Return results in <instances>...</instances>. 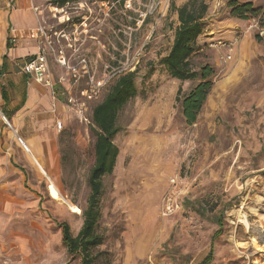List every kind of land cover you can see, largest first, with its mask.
I'll return each mask as SVG.
<instances>
[{
  "label": "rangeland",
  "instance_id": "1",
  "mask_svg": "<svg viewBox=\"0 0 264 264\" xmlns=\"http://www.w3.org/2000/svg\"><path fill=\"white\" fill-rule=\"evenodd\" d=\"M128 1L36 0L68 64L86 56L91 66L85 74L78 65L82 77L71 81L76 103L54 140L52 164H44L50 179L0 118V264H81L60 223L74 234L83 224L95 161L93 108L133 70L137 93L119 111V154L102 178L103 242L93 250L95 264H198L211 248L207 264H264V246L253 241L261 218L249 208L264 206V37L248 29L250 12L235 16L231 0H206V27L191 64L198 71L210 64L213 86L190 123L182 99L201 78L178 79L162 63L180 23L173 4L188 0H168L164 16L146 17L149 0ZM235 32L240 40L227 58L228 50L212 43ZM52 58L70 78V68ZM90 75L106 83L88 99L81 90L92 87ZM80 102L91 122L80 119Z\"/></svg>",
  "mask_w": 264,
  "mask_h": 264
},
{
  "label": "trees",
  "instance_id": "2",
  "mask_svg": "<svg viewBox=\"0 0 264 264\" xmlns=\"http://www.w3.org/2000/svg\"><path fill=\"white\" fill-rule=\"evenodd\" d=\"M56 1L59 6H63L70 0ZM229 5L232 7V14L240 17H247L244 16L247 12H250L252 16L257 15L262 10L255 8L253 2L240 3L237 0H231ZM208 8L209 4L206 0H188L181 6L173 4L180 23L176 28L170 51L162 58V63L166 65L173 77L182 80L201 78V81L182 99L183 113L190 123L196 121L213 86L211 79L214 74L213 67L205 64L198 71L193 69L191 64V57L197 50L198 38L206 27ZM136 74V70L120 74L111 84L104 98L93 108L92 131L95 161L89 175L91 192L88 205L83 209L84 221L77 234L72 232L68 222L60 223L63 241L68 252L81 254V264H95L96 255L93 250L103 242V235L97 230L100 217L99 201L103 190L102 178L113 171L117 161L119 147L113 141V137L120 129L117 123L118 114L126 102L137 93ZM180 91L181 88L179 93ZM218 234L217 230L213 234V239ZM212 259L213 248L198 264H207Z\"/></svg>",
  "mask_w": 264,
  "mask_h": 264
},
{
  "label": "crops",
  "instance_id": "3",
  "mask_svg": "<svg viewBox=\"0 0 264 264\" xmlns=\"http://www.w3.org/2000/svg\"><path fill=\"white\" fill-rule=\"evenodd\" d=\"M12 1V6H8L7 0H0V109L19 130L30 151H33L35 162L37 160L45 168L44 164H52L54 140L64 128V125L62 129L58 128L56 121L63 119L65 122V118L66 123L68 121L67 114L71 107L66 98L70 95L73 78L61 79L65 74L64 68L55 63L51 54L48 75L50 83L39 82L23 69L24 61L39 50L41 41L38 39V24L44 15L35 10L34 7L38 6L36 0ZM239 2L264 6V0ZM11 38H17V43H13ZM54 70L59 73L58 76ZM4 107H8L10 115ZM0 118L1 125L10 132L9 137L14 138L22 150L26 151L1 115ZM1 165L2 162V171Z\"/></svg>",
  "mask_w": 264,
  "mask_h": 264
},
{
  "label": "built area",
  "instance_id": "4",
  "mask_svg": "<svg viewBox=\"0 0 264 264\" xmlns=\"http://www.w3.org/2000/svg\"><path fill=\"white\" fill-rule=\"evenodd\" d=\"M167 1L168 0H149L148 5L146 6V10L144 11V17L153 14H161V16H164L166 14L165 4ZM130 2L131 1L129 0L128 3ZM12 4V0H7L8 6H12ZM34 8L36 11H39L41 15H43V10L39 6H35ZM248 21L250 22L248 25V29L252 30L258 37H264V7L262 8L259 14L250 16ZM138 22L141 21L138 20ZM38 39L41 41L38 52L27 60H25L22 65L23 69L26 72H29L34 78H36V80H38L39 82L50 83V80L48 79V75L50 72L49 54L55 56L56 60L60 62V64L66 65L68 66V68H70L71 78H73L74 81H78L82 77L78 65H80V67L84 70L85 74H87V72L89 73V66H91V62L86 56H82L80 58L78 65L68 64L66 54L63 48H59L60 46L56 45L51 33L48 31L47 25L43 17L41 18V21L38 24ZM239 40L240 36L237 32H235L231 38H220L213 42L212 45L226 48L228 50L226 56L227 58H231L233 56V50ZM11 41L13 43H17L18 39L11 38ZM61 79L66 80V76H62ZM89 82L92 87L84 88L81 90L82 95L88 99L92 98L96 94L97 90H99L101 86L106 83V79L103 78L96 81L94 76L90 75ZM67 100L69 105L71 103H76V99L74 98V96L69 95ZM83 106V102H80V106L78 108V111L80 113L79 117L82 121L91 122L88 116L84 114ZM2 117L9 126V128H11L14 132V135L18 142L23 146L26 151H30L28 144L25 142L24 138L19 133V130L14 127L12 122L4 113L2 114ZM56 124L58 128L62 129L64 125L63 119H57ZM167 207L168 209L172 210L174 209V204L170 203Z\"/></svg>",
  "mask_w": 264,
  "mask_h": 264
},
{
  "label": "bare ground",
  "instance_id": "5",
  "mask_svg": "<svg viewBox=\"0 0 264 264\" xmlns=\"http://www.w3.org/2000/svg\"><path fill=\"white\" fill-rule=\"evenodd\" d=\"M31 155H33V151L31 152ZM36 163L39 165V167H40V169L42 170V172L43 173H45L46 175H47V177L50 179L51 178V175L45 170V168L41 165V163L40 162H38L37 160H36ZM252 205V204H251ZM249 208L252 210V211H254V212H256L260 217L259 218H261L260 219V226H258V227H254L255 229L254 230H256V232L257 233H255L254 234V237H253V241H254V244H258V243H261V245L262 246H264V241H263V239L261 240L260 238H262V236L264 235V206L263 205H261V203H259V202H257L255 205H252V206H249ZM240 221L241 222H243V223H245V228L247 229L248 228V230H250L251 229V224H250V222H249V220H248V215H247V213H241L240 214ZM247 230V231H248ZM250 243V242H249ZM249 245V244H248ZM248 245H246V247L248 246ZM250 245H251V243H250ZM260 245V244H259Z\"/></svg>",
  "mask_w": 264,
  "mask_h": 264
}]
</instances>
